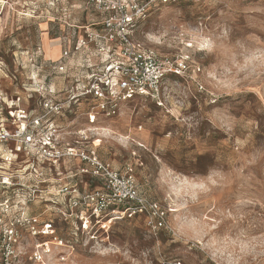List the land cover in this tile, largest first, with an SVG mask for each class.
I'll return each mask as SVG.
<instances>
[{"label": "rangeland", "instance_id": "1", "mask_svg": "<svg viewBox=\"0 0 264 264\" xmlns=\"http://www.w3.org/2000/svg\"><path fill=\"white\" fill-rule=\"evenodd\" d=\"M51 1L0 0L6 125L9 104L41 113L45 98L64 101L74 85L75 66L54 68L66 21L84 24L96 13L85 0ZM132 36L162 58L188 56L191 70L167 77L166 107L143 97L125 103L104 123L110 132L98 149L122 172L132 168L141 192L168 209L167 227L155 235L145 217L125 216L90 240L75 220L53 214L73 245L53 264H264V0L161 5ZM45 204L30 208L47 213Z\"/></svg>", "mask_w": 264, "mask_h": 264}, {"label": "built area", "instance_id": "2", "mask_svg": "<svg viewBox=\"0 0 264 264\" xmlns=\"http://www.w3.org/2000/svg\"><path fill=\"white\" fill-rule=\"evenodd\" d=\"M180 1L85 0V8L103 18L82 27L84 34L74 35L72 46L66 35L54 65L59 73H68L69 66L77 70L66 99L45 98L41 113L15 102L8 105L11 124L0 122V264L65 260L73 245L57 232L53 214L75 220L77 230L90 240L125 216L145 217L155 235L167 227L168 209L141 192L132 168L122 172L100 157L98 144L109 135L98 124L118 116L125 103L136 98L166 107L167 77L191 70L188 56L162 58L132 36L155 8ZM66 24L76 28L68 20ZM83 100L88 107L78 114L74 107ZM68 113L72 122L62 125L60 119ZM85 122L90 126H78ZM33 201L47 202V213L31 210Z\"/></svg>", "mask_w": 264, "mask_h": 264}, {"label": "crops", "instance_id": "3", "mask_svg": "<svg viewBox=\"0 0 264 264\" xmlns=\"http://www.w3.org/2000/svg\"><path fill=\"white\" fill-rule=\"evenodd\" d=\"M81 2H80V4H82L83 5V1L82 0H80ZM80 6V5H79ZM85 7V6H84ZM87 11H89V12H92V13H96V15L95 16H93V17H88V19H86V22L84 23V24H80V23H77L76 21H74L72 18H70L69 19V22H70V24H74V25H72L73 27H76V28H72V27H69V29H70V32L68 33V34H66L67 36H70V35H72V36H76V38L78 37H81L83 34H84V29L82 28V27H84V26H88V25H92V24H94V23H96V22H99V21H101L102 20V14H99V13H97V12H93L92 10H87ZM80 27V28H79ZM78 30V31H77ZM71 37V36H70ZM76 38H75V40H76ZM76 41H72V40H70V42H69V46H72L74 43H75ZM77 60H80V58L78 57L77 58ZM72 78H73V76H71ZM72 82H73V79H72ZM72 87V86H71ZM82 102H85V100H83ZM82 102H79V103H77L76 105H75V107H74V110H76L77 111V109L78 110H80V112H78V114H81V113H83L84 111L82 110V108L80 109V106H83V103ZM69 116V117H68ZM68 116L67 117H65L64 118V121H67V122H70V120H72L73 118L71 117V113H68ZM108 120H110V119H107V120H105V121H103V123H101V124H98L101 128H104L105 129V133H107V132H110L109 130H108V128L104 125V123L105 122H107ZM72 122V121H71ZM71 122H70V124H71ZM89 124L87 123V122H85L84 124L83 123H80V124H78V126H88ZM90 126V125H89ZM108 130V131H107ZM108 134V133H107ZM111 134V133H110ZM103 142V141H102ZM98 151H99V149H98ZM99 155H100V157L102 158V159H104V160H106V161H109V162H111L112 164H113V166H115L116 168H117V166H116V164H115V162H112V159L110 158V159H108L107 157H104V156H102V153H100L99 152ZM67 161L65 162V163H63V165L64 166H66L67 165ZM79 163V162H78ZM85 180H87V181H89V179L86 177L85 178ZM94 183H95V185H97V182L96 181H93Z\"/></svg>", "mask_w": 264, "mask_h": 264}]
</instances>
